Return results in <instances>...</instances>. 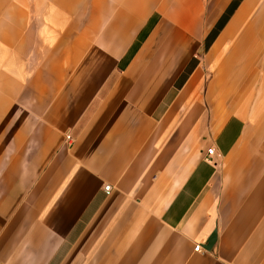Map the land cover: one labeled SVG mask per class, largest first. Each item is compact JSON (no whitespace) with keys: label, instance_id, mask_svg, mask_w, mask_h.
<instances>
[{"label":"crops","instance_id":"0c3cea01","mask_svg":"<svg viewBox=\"0 0 264 264\" xmlns=\"http://www.w3.org/2000/svg\"><path fill=\"white\" fill-rule=\"evenodd\" d=\"M0 264H264V0H0Z\"/></svg>","mask_w":264,"mask_h":264},{"label":"built area","instance_id":"2783aa9c","mask_svg":"<svg viewBox=\"0 0 264 264\" xmlns=\"http://www.w3.org/2000/svg\"><path fill=\"white\" fill-rule=\"evenodd\" d=\"M66 140L67 141H71L72 140V137L70 135H67L66 136ZM206 154H207V157L208 158H211L213 156V154H214V148L211 147V148L207 149ZM103 191L106 194H109V192H110V186L109 185L104 186ZM201 250H202V248L199 245H197V246L194 247V252H200Z\"/></svg>","mask_w":264,"mask_h":264},{"label":"water","instance_id":"95a60500","mask_svg":"<svg viewBox=\"0 0 264 264\" xmlns=\"http://www.w3.org/2000/svg\"><path fill=\"white\" fill-rule=\"evenodd\" d=\"M213 241H214V237H212L211 240H209L207 244L211 245Z\"/></svg>","mask_w":264,"mask_h":264}]
</instances>
